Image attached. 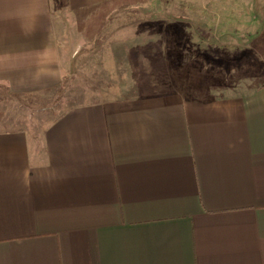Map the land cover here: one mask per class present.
Masks as SVG:
<instances>
[{
  "label": "crops",
  "instance_id": "0c3cea01",
  "mask_svg": "<svg viewBox=\"0 0 264 264\" xmlns=\"http://www.w3.org/2000/svg\"><path fill=\"white\" fill-rule=\"evenodd\" d=\"M142 1L0 0V84L51 93L64 18ZM184 6V90L0 126V264H264V0Z\"/></svg>",
  "mask_w": 264,
  "mask_h": 264
},
{
  "label": "rangeland",
  "instance_id": "374dc122",
  "mask_svg": "<svg viewBox=\"0 0 264 264\" xmlns=\"http://www.w3.org/2000/svg\"><path fill=\"white\" fill-rule=\"evenodd\" d=\"M184 12V0H143L96 23L91 37H84L83 17H65L64 37L58 39L64 49L62 84L49 94L14 93L0 84V126L38 131L40 112L50 105L61 110L104 98L184 90L191 60L185 51ZM197 51L194 63L200 60Z\"/></svg>",
  "mask_w": 264,
  "mask_h": 264
}]
</instances>
